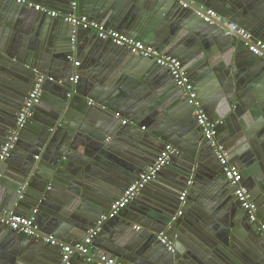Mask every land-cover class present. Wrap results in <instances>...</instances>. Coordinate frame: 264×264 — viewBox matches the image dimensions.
I'll use <instances>...</instances> for the list:
<instances>
[{"label":"crops","instance_id":"1","mask_svg":"<svg viewBox=\"0 0 264 264\" xmlns=\"http://www.w3.org/2000/svg\"><path fill=\"white\" fill-rule=\"evenodd\" d=\"M26 1L61 14L68 11L67 0ZM172 2L79 0L78 13L146 48L177 59L204 110L207 107L212 116L220 113L221 106L218 105L222 99L220 92L217 93L207 81L212 68H227L230 77L236 76L232 83L238 96H230V107L240 116L235 122L237 117L233 112L221 118L224 123L217 129L216 139L225 147L229 162L239 171L242 186L258 204L256 221H248L234 200L232 187L224 179L212 150L203 142L195 121L189 131L181 129L170 135L159 131L162 123L173 125L184 116L172 101L179 98L184 102L183 93L175 87L168 71L153 65L148 73L139 72L130 65V53L98 41L92 32L77 31V47L72 51L63 38H67L70 29L59 20L6 1V10L15 13L17 18L12 21L17 22L12 35L8 33L10 28L0 27V68L4 73L11 67L23 71L30 66L28 62L37 52L39 63L34 64L33 69H37L39 75L55 80L43 86L45 108L35 110L34 119L26 130L28 137L18 142L9 162L23 165L28 172L40 166L47 169L55 165L62 170L65 182L69 184L67 188L73 192L57 189L52 195L54 199H47L54 207L39 205L33 213L20 208L18 215L34 216L40 232L45 234L51 229L49 235L61 243H77L88 229L99 223L97 219L111 202H102L104 188L118 186L114 196L117 200L127 189L126 185L136 181L147 163L152 165L169 145L175 150L169 165L146 188V193L124 208L110 225H104L92 254L107 257L105 244L120 229L123 232L121 253L111 257L119 264H264V240L261 237L262 233L264 235V132L251 130L252 126L248 125L245 130H238L235 125L240 120L254 122L257 96L264 89V65L244 48L241 55L234 50V43L221 34V30L225 31L224 23L230 20H224L219 13H228L225 15L230 17V9L235 10L236 14H241L235 18L237 21H250L251 28L239 27L264 42V23L261 22L264 21V0H191L190 4L199 2V9L212 10L223 21L220 29L199 36L193 31L198 24L204 25L199 23L194 12L182 10ZM176 21L183 23L179 25ZM251 21L260 22L252 26ZM63 53L72 55V61L66 63L64 58L60 59L59 55ZM74 62L79 66L74 67ZM205 66L209 71L203 68ZM10 72L14 75L10 81L15 84L21 81L17 77L28 80L17 71ZM74 76L79 79L76 85L69 81ZM135 76L141 79L132 82ZM2 79L7 82L4 76L0 83ZM21 82L24 88L16 89L17 92L10 87H0L18 97V107L31 86ZM64 99L68 100L67 104L71 102V107L66 105V108H71L75 115L64 120L65 129L55 126L47 130L46 114L59 100L65 102ZM89 100H93L97 108L89 107L86 104ZM101 107L108 110L106 118L101 115L106 113L98 110ZM117 113L122 121L133 122L135 127L121 126L116 121ZM105 122L107 124L102 126ZM160 135L166 136V141H162ZM23 154H29L26 160ZM187 167L189 173H186ZM4 170L5 165L0 162V212H6L7 195L11 184L15 183V167L7 165V176ZM42 185L39 186L41 190L45 184ZM49 187L47 185L46 189ZM184 191L187 196L183 215L176 227H168ZM149 205L153 207L151 211ZM4 230L0 228V264L60 262V249H45L43 243ZM162 232L173 242L176 252L171 254L160 245L157 237ZM71 262L87 264L79 255H74Z\"/></svg>","mask_w":264,"mask_h":264},{"label":"water","instance_id":"2","mask_svg":"<svg viewBox=\"0 0 264 264\" xmlns=\"http://www.w3.org/2000/svg\"><path fill=\"white\" fill-rule=\"evenodd\" d=\"M5 2L6 1H4V0H0V27H3L5 25L6 27L10 28L8 30V33H10V34L12 33L13 34V33H15L14 27H15L17 21H12V20H13V18L16 17V15H15V13L13 14V12H9V11L6 10L7 6L5 5ZM12 3H14V2H12ZM68 3H69V0H67V4ZM172 3H175L176 5H178L176 2H172ZM198 4H199V2L192 3V4H190V7L188 9H185V10H189V11L191 10V11L194 12V15H196L195 14V11L199 9ZM21 6L22 5H16V7H21ZM218 6H220V5H218ZM207 7H209V6H207ZM182 10H184V9H182ZM219 13H220L221 16H223V19L224 20H230V21H228V23H235V24H238V26H243V27L246 26V28H251L250 27V21H237V19H235L237 16H239L241 14H236L237 12L235 10H233V9H230V11H229V13H231L230 17H228L227 15H225V14H228V13H225V14H222L221 12H219ZM40 14H42V13H40ZM42 15H44V14H42ZM59 15H63V14L59 13ZM44 16H46V15H44ZM46 17H48L49 19H52V20H59L60 23H62L64 25V27H67V29L68 28L70 29V33L69 34L68 33L66 34L67 35V38L66 37H63V38L65 39L66 42H68V45L70 46V48L72 49V51H74V49L77 47V45H76L77 44V40H76L77 38H76V34H75V38L72 41L73 27L70 24L64 22L60 17H58V18H51L49 16H46ZM195 17L200 21V22L198 21L199 23H202V25H204L202 27L200 26L201 24L200 25L198 24L196 26V28H195V30L193 32H195V34L197 36L202 35L204 33H206V35H208V34L212 33L215 29H217L220 26H222V24H223L222 22H220L219 24L209 25V24L204 23L197 15ZM257 22H260V21H251V25L254 26ZM261 22L264 23V21H261ZM176 23H180L179 25H181L183 23V21H176ZM10 25H14V26L11 28ZM205 29L206 30L208 29L207 32L205 31ZM221 34L223 35V37L225 39L231 40V43L232 42L234 43V46H233L234 47V50L237 53H240V55L242 54V51H243L242 49L243 48L248 51L247 47L245 46V42H244V40L241 37L236 36V35H233V34L232 35H226L223 30H221ZM95 37H96V35H95ZM98 41L103 42V43L108 42L115 49L123 50V51H126V52L130 53L128 50H126V49H124L122 47L115 46L110 41H102V40H99V39H98ZM223 41L224 40L221 41V44L223 43ZM228 47H230V46H228ZM248 53L250 55L256 57L257 60L260 61L264 65V53L261 56H256V55L250 53L249 51H248ZM64 54L65 53H63L62 56L59 55V58L60 59H63L64 58V60H65L66 63L67 62H70L71 61L70 58H72V55H68V54H65L64 55ZM130 54L132 55V56H129L130 65H134L135 66V69H137V70L139 69V72L144 71V74H146V73H148L150 66L155 65L156 67H159L151 59L143 58V57L139 56L138 54H132V53H130ZM39 58H40L39 53L36 52L35 54H33L32 57H31V60L28 62L30 66L29 67L26 66L27 68L24 69L23 71L21 69L16 68V67H11V68H8L9 70L4 73L3 70L0 68V75H1L0 81H1V78H3L4 76L7 78V82H6V79H2V83H0V87H3V88L10 87V88L15 89V91H16V89H18L20 91V90H22L24 88V86H21V84H22L21 81H24L23 83L27 84V86L28 85H31L29 87V89L27 90V92H26V93H28L30 91V89L32 88L33 84H34V81L36 79V76L39 73V71L37 69H33V67H32L34 64L39 63ZM40 62H41V59H40ZM149 63H151V64H149ZM147 66H148V68L146 70V67ZM159 68L160 69H163L161 67H159ZM203 68H206L209 71V67L205 66ZM10 70L17 71L22 76L27 77L28 80L26 78H23V77H17L18 78L17 80L18 81L21 80V81H20L19 84L17 83L18 85L15 84V82L10 81V77H14L13 73L10 72ZM262 77L264 79V71L262 72ZM234 78L236 79V76L235 77H230V72L227 70V68L226 69L225 68H220L218 70L215 69V68H212V71L210 72V74L207 77V81H209V85L211 87H215L216 90H217V93L220 92L219 95H221V98H222L220 100L219 105H218V106H221V109L218 110V112H220V113L219 114L217 113V115H213V116H212V114H209L208 113V111H207L208 108L207 107L204 110L203 105L201 103V106H202L203 110L205 111L208 119L210 121H213V122H217V121L219 122V124L216 126V129H215L216 130V135H215L216 137H217V129L219 127H221L223 125V123H224V121H222L221 118H224V116H227V115H231L232 112H233L232 109H231V107H230V102L232 101V98L230 96H236V97L238 96L236 87H234V85L232 83L234 81ZM138 79H141V78H137L135 76L134 79H131V81L132 82H134V81L137 82ZM78 81H79V79H78ZM78 81L76 82V84L78 83ZM67 98L69 99L70 97L67 96ZM176 99L177 98H174L172 101H174V105L178 108L179 113L180 114H183L184 116L178 118L173 123V125H171V123H168V122L162 123V125L160 127H158V129L163 134H167V135H170L172 133L173 134H176V133H179L181 129H185V130H188L189 131L193 127V121H195V120H194V118L192 116V108L186 103V101L182 102L181 100L179 101V98H178V100H176ZM43 100L44 99H42V95H41L40 104L35 108V110L38 109V108H41V109L45 108V105L42 104L43 103L42 102ZM64 100H65V102H61L59 100L54 105V108L50 109L49 112L46 114V118L48 119V122L45 124V126H47V130L49 128H54L55 126H56V128L58 126H61V127H63L65 129L66 128L65 127L66 125L64 123V120H66L67 118H71L73 115H75L74 112L71 110V108H68V110L66 108V105H68L69 107H71V102H69L67 104V101L68 100L67 99H64ZM89 101H91V104H89ZM89 101L86 103V104H88L89 107L97 108L96 103H94L93 100H89ZM18 104H19L18 97H16L15 95H12L10 93H8V91L6 89L5 90L4 89H0V150H1V147L6 143L7 138L9 137L11 131L15 127V121H16L18 112H19V110H20V108L22 106V105H20L18 107ZM225 105L228 108L227 111H226L227 108L226 109H223L222 108ZM256 106L257 107L254 110L255 111L254 122H252L250 124L249 122H246L244 120H240V121L236 122V124H235L239 128L238 130H245L246 129L245 128V125H248V126H252L250 128L251 130H253V128H255L256 131H258L259 133H263L264 132V89L263 90L261 89L259 91V94L257 96ZM16 109H17V111H16ZM46 109H48V108H46ZM98 110L101 111V112L106 113V114L101 113V115L103 116V118H106L108 116L107 115V111H108L107 108H105V109L98 108ZM260 110L262 111V113L260 112ZM15 111H16V113H15ZM109 111H114V110L111 109V108H109ZM233 113H234V116L237 117V118H234V122H235L236 120L239 119L240 113H237V111H234ZM34 114H35V111H34ZM33 119H34V116L25 125V127L21 130V132L19 134V137H18V141L15 143V146H14L13 150L11 151L9 157L7 159H5L4 161H1L0 160V162L5 165V170L3 172H5V175L6 176L8 175L7 174V171H6L7 165H10L12 167H15V172H14V180H15V183H12L11 186H10V192L7 195V206L5 207V210L6 211H13L17 215L20 212V208L22 210L23 209H26V210H28V212H32L33 210H36V208H40L39 205H41V206L42 205H45V206L47 205L48 207H54L52 205V203H50V202L47 201V199L48 198H51L53 200L54 198L52 197V195L57 193V189L65 192V193H66L67 190H68V192L69 191L72 192V190H70V189L67 188V186L69 184L66 183L67 181L65 182V179L63 177L64 176V173L62 172V170L57 169L55 167V165L52 166V168H47V169L46 168H42L40 166L39 168H37V170L36 169H33V170H30V172H28L24 168L23 165L10 164L9 159H10V156H11L12 152L15 151L16 145H18V142L22 138H25L27 136L26 130L29 127L30 122L33 121ZM106 121H108V120H106ZM116 121H119L120 124H121V122H122L121 115H119V118H117ZM126 122H127L126 125H122L121 124V126H123V127H125V126H134L135 127V125H136L133 122H128V121H126ZM225 122H227V119H225ZM106 124H107V122H105L102 126H105ZM157 134H159V133H157ZM160 138L162 139V141H166L165 138H167V137L166 136H163V135H160ZM203 142L206 145H208L210 147V149L212 150L209 142L205 141L204 139H203ZM29 150L31 151L32 150V147H30ZM212 152H213V150H212ZM23 156L25 157V160H26L28 158L29 154H23ZM170 160H171V158H170ZM170 160H169V162H168L167 165H169ZM147 166H148V163L145 166V168H147ZM166 166H164V167H166ZM164 167L157 174L156 178L162 172V170L164 169ZM183 171H185V170H183ZM189 172H190V168L187 167L186 173H189ZM5 175H4V177H5ZM156 178L152 182H150L149 184H147L145 186V188L131 202L133 203L135 201V199H137V197L139 195H141L142 193H146L144 191L146 190V188L148 186L151 185V183H154L155 182ZM2 181L4 182V180H1V183H2ZM27 182H29V183L27 184ZM40 182L42 184H45L43 190H41L42 189L41 187L43 185ZM63 182L66 183V184L64 185ZM61 183H63V184L61 185ZM47 185L50 186L49 187V190L46 189ZM114 185H116V184H114ZM39 186H41V187H39ZM128 186L129 185L127 184L126 185V188ZM34 187H39V188H34ZM118 188H119L118 186H114V188H111V189L104 188V190H105L104 192L105 193L104 194H101L102 200H103L102 202H105V201L109 202L110 200H111V202L110 203H107V206L108 207H104V212L97 219L98 221H100L103 216H106L108 214V212L110 210L111 204L116 200V198L114 196L117 194V191L116 190H118ZM232 192H233V189H232ZM40 199H42V200H40ZM234 200H235V198H234ZM236 203L238 204L237 201H236ZM62 204H63V202H62ZM256 205L258 207V204H256ZM150 207H151V209H150ZM150 207H149V209L151 211L153 209V207L152 206H150ZM243 213L245 215H247L245 211H243ZM119 216H120V214H118L113 219H109V220H106L105 222H103L102 223V226H101V231L98 234V236L95 238V240L98 239L99 235L102 233V231H103V229L105 227L104 225L109 224L110 222H112L115 219H117ZM173 217L174 216H172L169 219L168 223H167V220L165 221V223H167V226L168 227H176V223L178 221H180V218L182 216L179 217V218H177L175 221H172V218ZM247 219H248V217H247ZM97 220L95 222H97ZM93 227H94V225H93ZM118 227L119 226H117V228ZM0 228L2 230L5 229L4 230L5 233L8 232V231H10L7 227L0 226ZM117 228H115V229H117ZM263 230L264 229H262V231ZM12 233L14 235L16 234L14 232H12ZM49 233H52V230L51 229H48L45 234H48L49 235ZM111 237L112 238H110L108 240L109 242L107 244H105V246H106V256L108 258L118 257V252L121 253L120 247H122V246H121L120 242H121V240L123 238V232H121L120 229H118V231L116 233L114 232ZM261 237L264 240L263 233L261 234ZM28 239H30V238H28ZM30 240H32L34 242H38V243H43V245H45L44 246L45 249H47L46 247H51V246L45 244L44 242H42L41 240H38V239H30ZM95 240H94V243L92 245L91 253L94 252L93 251V248L95 247ZM162 247L164 249H166L165 246L162 245ZM51 248H58V247H51ZM42 249H44V248H42ZM173 249H174V252H176V249L175 248H173ZM137 264H142V262H139ZM261 264H263V263H261Z\"/></svg>","mask_w":264,"mask_h":264},{"label":"built area","instance_id":"3","mask_svg":"<svg viewBox=\"0 0 264 264\" xmlns=\"http://www.w3.org/2000/svg\"><path fill=\"white\" fill-rule=\"evenodd\" d=\"M4 1H12L16 5H22L27 9L40 12L51 18L60 17L64 22L70 24L73 27L72 41L75 38V34L79 30L92 32L99 40L110 41L115 46L122 47L132 54H138L143 58L151 59L157 66L168 71L175 87L182 91L186 103L192 108V116L196 122V125L200 129L203 139L210 143L214 157L220 166L222 175L233 189V197L238 202L240 208L246 212L248 221L252 223L256 221L257 205L251 199L248 191L242 186L239 171L229 162L226 149L216 139L215 129L219 122H213L208 119L197 97L196 91L190 83L188 76L182 71L181 65L177 59L159 54L152 49L144 47L138 41L130 39L112 30H108L103 25H100L87 16L80 15L78 13L79 0H69L68 11L63 15H59V13L56 11H52L40 5H35L26 0ZM170 1L176 2L182 9H188L191 3V0ZM195 14L204 23L209 25L219 24L220 22L223 23L221 18L212 10L200 8L195 11ZM223 27L225 28L224 32L226 35L233 34L241 37L250 53L256 56H261L264 53V42L253 38L250 33L241 27L229 23H224ZM78 66L79 63L74 62V67ZM69 81L72 84H76L78 77H71ZM54 82L55 80L52 77L39 74L36 76L34 84L27 93L18 112L15 121V127L7 138L6 143L1 147V161L9 157L15 146V143L18 141L21 130L33 118L35 108L40 104L41 101L43 86L47 83L52 84ZM67 96L70 97V95ZM89 104H91V101H89ZM101 109L105 108L101 107ZM115 117L119 118V114H115ZM126 123V121L121 122L122 125H126ZM174 153L175 150L171 146H165L156 161L152 165L148 166L143 172H141L137 180L127 187L123 195L111 204L108 214L103 216L97 225L88 229L84 238L77 243H61L52 235L40 232L35 224L34 216L26 218L15 214L13 211L0 212V226L7 227L10 231L23 237L38 239L51 247H58L61 252V260L58 264H71L74 255L83 257L87 264H119L113 258H108L105 256L98 257L91 253L93 242L101 231L102 223L106 220L115 218L124 208H126L131 203V201L145 188V186L156 178L161 169L168 164L171 156ZM186 196L187 191H184L180 195L179 208L172 218V221H175L177 218L183 215ZM157 239L161 245L166 247L168 252L174 253L173 243L167 239L163 232L159 233Z\"/></svg>","mask_w":264,"mask_h":264}]
</instances>
